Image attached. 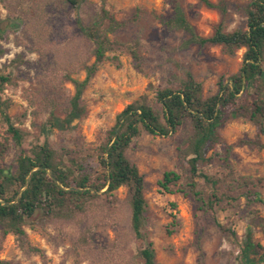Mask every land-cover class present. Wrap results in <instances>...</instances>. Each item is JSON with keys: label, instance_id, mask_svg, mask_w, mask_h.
Returning a JSON list of instances; mask_svg holds the SVG:
<instances>
[{"label": "trees", "instance_id": "1", "mask_svg": "<svg viewBox=\"0 0 264 264\" xmlns=\"http://www.w3.org/2000/svg\"><path fill=\"white\" fill-rule=\"evenodd\" d=\"M204 2L222 13L226 11L224 4ZM172 4L173 13L163 17L162 23L168 30L188 33L190 37L185 46L222 45L231 56L244 48L243 66L228 78L221 77L217 92L208 96L204 95L202 83L191 71L185 70L178 88L157 90L161 109L142 97L119 113L107 140L97 147L94 155L69 150L59 152L47 140L27 147L29 132L15 124L9 113L11 102L3 97L8 85L17 84L18 67L23 59L18 55L0 68V126L5 128L4 134L0 131V159L9 152L11 140L17 149L15 170L0 169V232L3 235L14 234L25 244L27 228L38 231L51 223H74L79 228L76 242L89 247L94 242L91 206L102 196L115 206L116 191L125 187L129 232L137 248L119 250L116 264H159L153 243L144 231L145 178L128 157V150L144 132L168 136L188 122L192 133L179 147L185 162L184 175L167 170L158 181L159 187L166 193L194 197L203 212L223 208L225 204L234 207L242 198L250 204L264 202V193L255 189V182L249 177L240 178L238 191L222 193L218 179L203 174L200 169L208 159V152L221 142L220 129L230 119L249 120L257 135V140L249 143L264 147L261 140L264 138V0H249L245 5V28L226 31L220 24L208 37L195 31L179 2ZM6 7L9 10L6 25L0 20V56L5 53L1 41L7 39L8 33L15 35L18 44L40 55L37 77L44 88L30 100L36 107L33 113L46 114L41 131L48 136L55 130L75 127L86 111L82 104L84 92L101 64L110 59L109 52L120 44L112 36L124 23L109 10L105 0L100 5L93 0H17ZM140 44L136 40L129 46L137 61ZM112 59L118 66L121 64L118 57ZM81 71L86 73L83 80L73 76ZM66 82L74 85L75 93L61 116L55 94ZM201 178L209 186L208 193L199 188ZM217 223L230 237L238 238L237 232L219 220ZM176 225L174 215L172 226ZM253 233L250 223L240 243L236 264H264V247L254 240ZM0 264L16 263L0 258Z\"/></svg>", "mask_w": 264, "mask_h": 264}, {"label": "rangeland", "instance_id": "2", "mask_svg": "<svg viewBox=\"0 0 264 264\" xmlns=\"http://www.w3.org/2000/svg\"><path fill=\"white\" fill-rule=\"evenodd\" d=\"M16 1L0 0L3 25L7 23L9 13L6 5ZM93 1L101 4V0ZM105 1L115 17L124 23L112 36L120 44L109 52L110 59L101 64L85 90L82 98L85 114L71 129L55 130L48 136L41 131L46 114L33 113L36 107L31 105L30 100L44 88L37 77L40 55L18 44L12 33L1 41L5 53L0 56V68L18 55L23 59L18 67L17 84L8 85L3 97L11 102L9 113L15 124L29 132L27 147L31 143L47 140L59 152L69 150L94 155L97 147L107 140L108 131L115 125L119 113L142 97L161 109L157 90L178 88L185 70L191 71L202 83L204 95L208 96L217 92L221 77L228 78L243 66L244 48L231 56L222 45L185 46L190 35L184 31L168 30L162 18L173 13V2H179L195 31L208 37L220 24L226 31L245 28L247 17L244 7L249 0H209L224 4L225 13L208 7L204 0ZM136 40L141 43L139 61L129 50ZM113 57H118L119 66ZM85 75L84 71L73 74L80 80ZM74 93L75 87L70 82L57 90L55 97L61 116L69 107ZM0 131L4 134L5 128L0 126ZM191 133L189 122L168 136L144 132L128 150V157L138 165L146 182L144 231L153 243L159 264H236L248 224L253 225L254 240L264 247V202L250 204L242 198L234 207L225 204L223 208L203 212L198 209L199 203L194 197L166 193L158 185L167 170L184 175L185 162L179 147ZM220 134L222 140L208 152V159L200 167L201 172L218 179L222 193L238 191L240 178L244 176L252 179L255 189L264 193V147L249 143L257 140L255 127L245 118L230 119L221 127ZM261 140L264 143V138ZM16 156L17 149L11 140L9 152L4 159H0V169L14 171ZM199 188L209 192L204 178L200 179ZM116 195L115 206L108 202L106 196L97 199L91 206L94 242L89 247H82L76 242L79 236L76 224L57 222L43 230L27 228L25 244L14 234L3 235L0 232V258L16 264H116L119 250L137 248L129 232L127 189L121 187ZM174 215L178 221L176 226H172ZM218 220L237 232L238 238L224 232L218 226ZM172 229L174 231L170 233Z\"/></svg>", "mask_w": 264, "mask_h": 264}]
</instances>
